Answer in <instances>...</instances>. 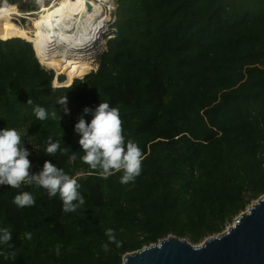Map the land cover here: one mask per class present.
I'll use <instances>...</instances> for the list:
<instances>
[{
	"label": "trees",
	"instance_id": "trees-1",
	"mask_svg": "<svg viewBox=\"0 0 264 264\" xmlns=\"http://www.w3.org/2000/svg\"><path fill=\"white\" fill-rule=\"evenodd\" d=\"M113 5L96 68L69 85L32 42H0V264L199 245L264 195V0Z\"/></svg>",
	"mask_w": 264,
	"mask_h": 264
},
{
	"label": "bare ground",
	"instance_id": "bare-ground-1",
	"mask_svg": "<svg viewBox=\"0 0 264 264\" xmlns=\"http://www.w3.org/2000/svg\"><path fill=\"white\" fill-rule=\"evenodd\" d=\"M92 6L97 13L92 11ZM41 11L47 13L32 21L31 34L5 18L0 23L3 46L12 38H24L33 43L44 66L65 69L71 77L90 72L86 59L92 56L105 26L104 19L98 15L102 7L89 0H60L51 8L43 6Z\"/></svg>",
	"mask_w": 264,
	"mask_h": 264
},
{
	"label": "water",
	"instance_id": "water-1",
	"mask_svg": "<svg viewBox=\"0 0 264 264\" xmlns=\"http://www.w3.org/2000/svg\"><path fill=\"white\" fill-rule=\"evenodd\" d=\"M1 44L4 45L2 42ZM123 262L124 264H264V195L236 217L226 230L205 239L199 245L169 235L157 244L127 253Z\"/></svg>",
	"mask_w": 264,
	"mask_h": 264
},
{
	"label": "rangeland",
	"instance_id": "rangeland-1",
	"mask_svg": "<svg viewBox=\"0 0 264 264\" xmlns=\"http://www.w3.org/2000/svg\"><path fill=\"white\" fill-rule=\"evenodd\" d=\"M37 2V4L39 5V8H41L40 6H44L46 5V3H48L49 5L54 4L57 5L59 3L60 0H44L42 2H40L41 0H35ZM92 4L94 5H100L102 7V11L98 12V15L100 16V18L104 19V24L105 26L103 27V32L101 34L100 40L98 42V44L96 45L94 51L92 52V56H90V58L86 59V63L91 67L90 71L95 69L96 66L94 65V61L96 58V55L98 53H100L101 51L106 49V39L104 38V35L108 32V23L111 20V15H110V11L114 8V5H111V2H104L102 0H89ZM40 2V3H39ZM1 9H0V23H2L4 21V19H8L10 22H13L14 19H18L19 21H25L26 23H28L27 25H29V28H26L30 31L31 34V30L33 32V23L31 22V20L27 21L25 19H23V16H20V14H11V4L8 0H4L1 1ZM93 12L97 13V10H92ZM47 12H43V13H38L37 15L40 17L44 14H46ZM33 44V43H32ZM44 65V64H43ZM45 66L49 69H52L56 72V74H67L68 75V79L66 82H64L63 84H59L57 82L54 83L55 86H63V85H69L71 83V81H73V79H75L77 76H70V74L65 70V69H57V68H52L51 66H48V64H45ZM85 74V73H84ZM78 77H82L78 76ZM229 226V225H228Z\"/></svg>",
	"mask_w": 264,
	"mask_h": 264
},
{
	"label": "built area",
	"instance_id": "built-area-1",
	"mask_svg": "<svg viewBox=\"0 0 264 264\" xmlns=\"http://www.w3.org/2000/svg\"><path fill=\"white\" fill-rule=\"evenodd\" d=\"M1 1H4V0H1ZM42 1H44V0H41L40 2H42ZM48 1H50V0H48ZM39 2V3H40ZM108 2H111V5H113L114 4V0H110V1H108ZM107 2V3H108ZM11 4V3H10ZM1 5L2 4H0V8H1ZM39 6V5H38ZM45 7H48V8H51L52 6H54V4H51L50 6H47V5H44ZM41 8H39V12H42L41 11V9L43 8V6H40ZM11 14L13 15V14H20V16H23L24 17V14L22 13V12H20L17 8H16V6L15 5H13V4H11ZM92 10H93V6H92ZM13 21H17V22H19V20L16 18V19H14Z\"/></svg>",
	"mask_w": 264,
	"mask_h": 264
}]
</instances>
